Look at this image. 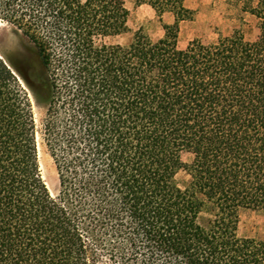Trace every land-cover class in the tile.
I'll use <instances>...</instances> for the list:
<instances>
[{
	"label": "trees",
	"instance_id": "1",
	"mask_svg": "<svg viewBox=\"0 0 264 264\" xmlns=\"http://www.w3.org/2000/svg\"><path fill=\"white\" fill-rule=\"evenodd\" d=\"M236 1L255 39L182 48L185 0H136L164 35L125 45L106 40L131 31L124 0H0L27 40L0 49V264H264L239 234L264 210V0Z\"/></svg>",
	"mask_w": 264,
	"mask_h": 264
},
{
	"label": "rangeland",
	"instance_id": "2",
	"mask_svg": "<svg viewBox=\"0 0 264 264\" xmlns=\"http://www.w3.org/2000/svg\"><path fill=\"white\" fill-rule=\"evenodd\" d=\"M130 10L129 26L131 31L106 40L111 43L128 44L134 32L143 30L152 38L164 35L163 27L154 9L148 4L137 5L136 0H124ZM185 5L194 11L191 21L183 22L179 31V46L186 47L195 39L211 41L219 36H229L242 32L249 39H255L259 34L258 20L240 9L236 0H185ZM170 13L164 15L166 23H173ZM27 40L18 34L10 25L0 21V49L10 54L19 49ZM36 116H43V108H38L34 102ZM41 169L52 193H57L59 180L53 158L41 138L37 134ZM184 161L190 160L189 154L183 155ZM182 186L188 184L190 176L186 171L178 174ZM239 234L244 237L264 240V210H243L240 215Z\"/></svg>",
	"mask_w": 264,
	"mask_h": 264
}]
</instances>
